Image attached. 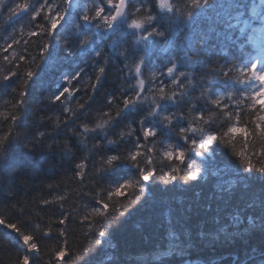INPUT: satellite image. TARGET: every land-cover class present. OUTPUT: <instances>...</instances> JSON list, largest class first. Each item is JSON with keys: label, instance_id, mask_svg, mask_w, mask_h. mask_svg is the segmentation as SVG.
<instances>
[{"label": "snow or ice", "instance_id": "snow-or-ice-1", "mask_svg": "<svg viewBox=\"0 0 264 264\" xmlns=\"http://www.w3.org/2000/svg\"><path fill=\"white\" fill-rule=\"evenodd\" d=\"M0 25V94L11 97L0 104V193L14 201L0 209V246L10 236L19 248L8 264H90L97 248L114 247L113 223L157 182L214 178V198L232 205L243 197L225 241L264 235V0H0ZM37 81L45 114L30 126ZM109 82L115 87L98 102ZM220 146L234 167L220 166ZM37 151L68 166L49 189L79 186L41 201L61 209L43 226L14 191L18 180L38 179L26 159ZM73 197L91 200L72 209L87 227V244L76 248L66 228L76 215L64 211ZM52 239L54 247L42 245ZM170 251L184 249L172 243ZM230 264H264V244L259 261Z\"/></svg>", "mask_w": 264, "mask_h": 264}, {"label": "trees", "instance_id": "trees-1", "mask_svg": "<svg viewBox=\"0 0 264 264\" xmlns=\"http://www.w3.org/2000/svg\"><path fill=\"white\" fill-rule=\"evenodd\" d=\"M0 27L3 26L0 25ZM52 75L55 74L45 76L41 73L45 80H50ZM113 87L115 85L110 82L105 84V87L99 90L97 101L102 100ZM48 91H51V88H48ZM45 94L47 93L41 89L40 82L37 81L30 97L31 110L25 120L26 124L32 126L36 115L45 114L36 103ZM10 98L7 93L0 94V104L4 99ZM47 114H59V106L47 109ZM33 130L35 129L33 128ZM63 138V136L58 137L61 140ZM70 142L77 158L86 154L76 144L74 137ZM26 159L29 162V175H36L38 179L30 186L20 185L18 180L14 191L17 199L27 201L28 215L34 222L41 223L43 226L54 222L60 216L61 209L58 204L44 206L41 201L50 199L54 195L63 194L65 191L71 192L78 189L79 186L71 183L67 187L60 184L59 189L47 187L49 183L58 184L62 179L67 178L64 169L68 166L61 164L58 155H42L40 151H37ZM217 159L221 167L232 168L235 166V161L227 155V150L223 146L217 148ZM50 165H55V167ZM68 175H71L70 170ZM20 179H27V177ZM90 189L91 183L89 182L88 187H85L83 191L87 192ZM255 189L257 192L259 191L258 184L255 185ZM214 191H216L215 179L211 177L207 180L201 179L198 184L194 183L191 187L179 183L174 187L158 182L150 183L141 203L131 206L128 213L120 218L119 223H113L110 232L111 243L114 247L109 248L108 245H104L97 248L89 257L90 264H142L137 260L165 251L170 242L183 248V253L177 252L172 257H164L147 264H230L236 259L247 261L249 255L259 261L264 235L258 232L245 233L246 240L225 241L224 239L225 231L228 230L232 222V216L237 212L234 205L238 204L243 197L238 196L230 205L219 192L214 198ZM11 202L14 201L8 197L7 193H0V209L4 204ZM83 203H91V200L73 197L65 203L64 211L72 213L73 208ZM7 214L14 220L18 219L13 212ZM79 215H83L82 210ZM79 215H76V219L66 221L68 240L72 248L87 244L84 236L87 227L79 223ZM27 218V216L24 217V219ZM4 231L0 227V238ZM53 231L55 232L54 223ZM173 232L179 237L178 240L173 241ZM55 244V239L42 242L45 247H54ZM18 250L16 242L10 236L7 237L5 244L0 246V264H8L10 256L14 258ZM109 255L114 257L110 262L107 261Z\"/></svg>", "mask_w": 264, "mask_h": 264}, {"label": "rangeland", "instance_id": "rangeland-1", "mask_svg": "<svg viewBox=\"0 0 264 264\" xmlns=\"http://www.w3.org/2000/svg\"><path fill=\"white\" fill-rule=\"evenodd\" d=\"M172 243L173 242H170L167 246V248H166V250L165 251H162V252H158V254H154V255H152L151 257H142V258H140V259H138L137 261L139 262V263H142V264H147L148 262H152V261H158L159 259H162V258H168V257H172L173 255H176L177 254V252L176 251H170V249H171V246H172Z\"/></svg>", "mask_w": 264, "mask_h": 264}]
</instances>
